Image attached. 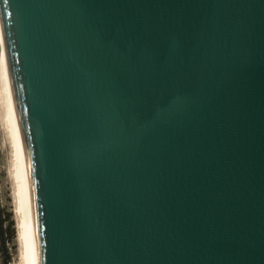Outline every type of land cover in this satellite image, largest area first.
Returning a JSON list of instances; mask_svg holds the SVG:
<instances>
[{
    "label": "water",
    "instance_id": "water-1",
    "mask_svg": "<svg viewBox=\"0 0 264 264\" xmlns=\"http://www.w3.org/2000/svg\"><path fill=\"white\" fill-rule=\"evenodd\" d=\"M35 264H264V0H0Z\"/></svg>",
    "mask_w": 264,
    "mask_h": 264
},
{
    "label": "bare ground",
    "instance_id": "bare-ground-1",
    "mask_svg": "<svg viewBox=\"0 0 264 264\" xmlns=\"http://www.w3.org/2000/svg\"><path fill=\"white\" fill-rule=\"evenodd\" d=\"M0 120L2 128L6 134L12 157V174L16 185L17 199V221L19 230V240L21 245V260L19 264H35V250L30 227L29 215L27 210L25 192L23 187L21 169L19 164L18 152L16 147L14 129L12 124L11 112L9 107L7 89L5 84L3 66L0 55Z\"/></svg>",
    "mask_w": 264,
    "mask_h": 264
},
{
    "label": "rangeland",
    "instance_id": "rangeland-1",
    "mask_svg": "<svg viewBox=\"0 0 264 264\" xmlns=\"http://www.w3.org/2000/svg\"><path fill=\"white\" fill-rule=\"evenodd\" d=\"M2 128L4 127L2 121L0 120V203L4 207H9L14 213V219L17 228V249L13 252V261L10 264H19L21 260V243L19 240L17 221V199L15 191L16 185L14 176L12 174L11 148L9 147L10 145L8 143L6 134Z\"/></svg>",
    "mask_w": 264,
    "mask_h": 264
},
{
    "label": "trees",
    "instance_id": "trees-1",
    "mask_svg": "<svg viewBox=\"0 0 264 264\" xmlns=\"http://www.w3.org/2000/svg\"><path fill=\"white\" fill-rule=\"evenodd\" d=\"M16 238L14 213L0 203V264H10L13 261V252L17 249Z\"/></svg>",
    "mask_w": 264,
    "mask_h": 264
}]
</instances>
